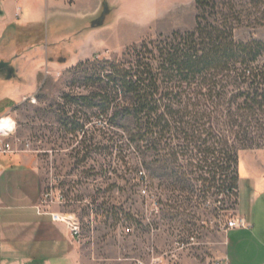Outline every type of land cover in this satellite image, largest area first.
<instances>
[{
    "label": "rangeland",
    "instance_id": "1",
    "mask_svg": "<svg viewBox=\"0 0 264 264\" xmlns=\"http://www.w3.org/2000/svg\"><path fill=\"white\" fill-rule=\"evenodd\" d=\"M133 3L138 11L136 21L124 20L120 24L124 45L95 57L120 59L133 44L195 28V0H146L145 4L143 0H134ZM83 14L65 19L72 39L69 45L85 39L84 26L108 18L100 15L92 20ZM55 21L52 16L44 20L50 44L65 39L64 35H55ZM251 37L264 41V28L254 31L242 28L236 32L238 40ZM45 50L43 46L37 85L30 93L20 94L17 102L2 103L5 113L1 116L11 117L16 123L15 135L6 140L14 149L36 159L43 206L51 212L77 216L82 240L95 258L99 257L97 252L105 251L111 256L117 251L124 259L151 262L153 256L148 253L151 248L155 257L187 253L200 260L214 258L216 251L222 250L226 233L242 217L239 199L215 188L201 192L203 183L191 179L193 176L189 177V190H174L165 185L157 189L154 182L150 184L135 149L127 145L121 149L125 141L122 132L108 130L105 117L97 110L70 102V97L87 95L90 91L83 72L73 71L76 65H49ZM68 52L73 54V48ZM57 56L49 54V59ZM23 57L22 54L18 57L21 68L27 64ZM73 111L85 125L83 132L77 134H72L69 120ZM245 160H252L264 173V149L239 153L242 173ZM176 167L182 172L197 171L187 160L179 161L177 166L170 165L171 169ZM60 193L65 199L58 200ZM127 229L132 232L126 233Z\"/></svg>",
    "mask_w": 264,
    "mask_h": 264
},
{
    "label": "trees",
    "instance_id": "2",
    "mask_svg": "<svg viewBox=\"0 0 264 264\" xmlns=\"http://www.w3.org/2000/svg\"><path fill=\"white\" fill-rule=\"evenodd\" d=\"M195 7L192 31L133 44L120 59L77 64L90 91L70 102L119 129L121 149H135L157 189L189 190L193 176L201 192L238 198L239 153L264 149V41L238 40L236 32L264 28V0H195ZM69 120L72 134L83 132L76 111ZM181 160L197 171L170 168Z\"/></svg>",
    "mask_w": 264,
    "mask_h": 264
},
{
    "label": "crops",
    "instance_id": "3",
    "mask_svg": "<svg viewBox=\"0 0 264 264\" xmlns=\"http://www.w3.org/2000/svg\"><path fill=\"white\" fill-rule=\"evenodd\" d=\"M133 1L0 0V117L5 113L2 103L17 102L20 94L30 93L37 85L43 46L46 62L55 67H71L121 48L120 24L136 21ZM80 13L92 20L100 15L108 18L84 26L85 39L72 46L65 19ZM51 16L56 20L55 35L65 37L62 43L50 44L45 35L44 20ZM70 47L73 54L68 52ZM21 54L23 62L27 61L23 68L18 63ZM49 54L59 56L49 59ZM243 170L239 162V212L248 226L229 230L214 258L164 254L159 256V264H264V173L252 160H245ZM97 253L95 258L83 240L74 239L67 226L54 222L51 212L43 207L36 159L27 152L0 155V264H137L117 251L111 256L105 251ZM145 262L149 264L150 259Z\"/></svg>",
    "mask_w": 264,
    "mask_h": 264
},
{
    "label": "built area",
    "instance_id": "4",
    "mask_svg": "<svg viewBox=\"0 0 264 264\" xmlns=\"http://www.w3.org/2000/svg\"><path fill=\"white\" fill-rule=\"evenodd\" d=\"M12 121V123L10 122ZM16 132V123L12 120L11 117H1L0 118V155L5 154H13L17 152H21L13 148L12 144L9 143L6 139L15 135ZM65 199V196L60 193L58 194V200ZM44 207V206H43ZM46 211H49L46 207H44ZM51 212V211H49ZM52 220L54 222L63 223L67 226L68 230L70 231L72 237L78 241L82 240V226L80 219L75 216L74 214H63L59 212H51ZM246 220L241 217L235 222L231 229L233 228H245L247 227ZM131 229H127L126 233H131ZM192 241L194 239H191ZM148 253L153 256L152 261L149 264H159L160 257L154 256V249H148ZM137 264H146L142 260H138ZM212 264H224V262L215 261Z\"/></svg>",
    "mask_w": 264,
    "mask_h": 264
},
{
    "label": "bare ground",
    "instance_id": "5",
    "mask_svg": "<svg viewBox=\"0 0 264 264\" xmlns=\"http://www.w3.org/2000/svg\"><path fill=\"white\" fill-rule=\"evenodd\" d=\"M12 123V121H10Z\"/></svg>",
    "mask_w": 264,
    "mask_h": 264
}]
</instances>
